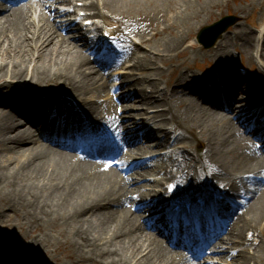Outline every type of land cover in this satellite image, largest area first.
Listing matches in <instances>:
<instances>
[{"label": "bare ground", "instance_id": "6f19581e", "mask_svg": "<svg viewBox=\"0 0 264 264\" xmlns=\"http://www.w3.org/2000/svg\"><path fill=\"white\" fill-rule=\"evenodd\" d=\"M23 1L19 0L15 9L0 11V92L3 93L0 95V151L7 153V157H0V208L11 210L20 218L24 216L21 226H35L32 231L38 233H34L33 243L39 244V249H63L65 258L58 264H190L188 255L173 250L149 230L160 219L156 216L161 212L157 204L164 201L156 198L157 204L138 211L158 193L148 190V184H140L141 180L134 174L145 177L157 165L147 168L150 163L141 160L137 163L139 169L126 176L107 161L90 158L94 154H108L100 150L102 145L106 146L105 142L96 149H87L86 155L80 157L42 141L49 138L59 147L73 149L50 138V129L59 125L66 129L69 118L65 109H76L77 115L94 128L92 135L100 136L103 132L114 135L119 148L109 154L126 171L124 166L139 151L150 150L147 152L152 154L153 147L163 146V142L155 143L151 139L169 126L168 132H162L165 138L171 140L169 134L173 131L177 145L186 143L179 151L184 157V166L178 170L182 173L187 169L192 174L186 173L181 179L178 171L171 170L165 179L174 182L176 192L186 196L202 194L210 184L228 187L231 198L226 203L236 201L237 208L245 206L248 211L247 215L235 213L233 220H225L221 226L233 221L239 230L241 245L253 247V252L230 256L229 249L237 246L230 236L222 241L226 249L223 257L230 258V264H264V157L258 149L260 142L251 138L252 131L245 123L247 118H256V110L264 112V79H252L234 67L222 73L216 70L203 88L198 82L190 85L188 82L194 80L182 73L175 84L166 82L168 87L161 94L165 110L149 114L150 105L158 109L162 106L144 91L149 86L159 87L157 81L163 77L162 71L157 69L153 74L156 81L148 85L145 77L138 76L136 62L119 77L126 80L114 91L110 80L115 76L108 69L115 65V54L111 55L109 64L102 56L93 58L96 47L86 38L71 35L70 30L74 28L70 19L60 23L55 20L57 15L63 17L66 12L48 7V3L54 5L68 0ZM86 1L89 10L96 9L93 17L116 21L119 26L114 35L121 34L124 40L133 42L121 54L136 55L141 46L147 49L141 61L143 69L162 68L159 65H165V57L177 53L183 62L171 72L174 75L179 68L180 71L190 69L185 66L188 55L187 48H183L185 31L227 0ZM169 12L173 13L170 18L165 14ZM161 23L166 26L160 28ZM168 28L178 29L175 33L178 35L166 34ZM246 32L237 33L236 39L250 43L253 39L249 40ZM134 37L140 38V44ZM260 40H264V28ZM225 47H229L228 43ZM263 47L257 46V51L264 63ZM227 50L217 53L222 56V68L226 65L230 68L236 62ZM21 80L24 90L15 85H21ZM110 93L119 98L104 106L102 98ZM244 99L247 102L236 105ZM244 105L248 107L236 111V107ZM131 108L146 117L134 118L137 114L128 113ZM48 113L51 122L44 137L38 128H20L18 115L36 127L48 121ZM124 118L129 122L121 120ZM154 120H160L163 125L154 126L157 128H153L154 133L148 130V124L142 126L145 121ZM257 123L264 125V119ZM129 124L140 127L127 132ZM68 125L72 134L87 133L78 122L70 120ZM142 128L146 129L143 137L132 135ZM172 155L169 151L155 158L158 168L175 166L177 161ZM153 182L161 184L157 179ZM220 210L224 212L223 207ZM3 216L0 210V218ZM170 238L172 246L186 247L195 234L187 228L183 235L180 228L177 236ZM218 252L215 248L208 254ZM38 256L41 258L38 264H47L40 253ZM0 264H14L12 254L5 248L0 249Z\"/></svg>", "mask_w": 264, "mask_h": 264}, {"label": "rangeland", "instance_id": "374dc122", "mask_svg": "<svg viewBox=\"0 0 264 264\" xmlns=\"http://www.w3.org/2000/svg\"><path fill=\"white\" fill-rule=\"evenodd\" d=\"M10 1L5 2V3L0 2V11L5 10V9L10 10V8L13 7L11 6ZM69 1L72 2L74 0H69ZM14 3H17V0H14ZM61 4L62 2L55 3L54 5L52 3H48V7H51L54 11L57 8H60L61 6H63ZM15 6L18 7L17 4ZM165 14H168L169 18L172 17L173 15L172 12L165 13ZM109 16L111 17L110 19L113 18V15L111 12L109 13ZM225 16H234L236 17L237 20L233 25H231L227 29V31L222 35V37L216 42V44L213 47L208 48V49L204 48L197 40V34H199L198 32L203 27L211 25L212 23L220 20L221 18ZM262 19H264V0H227V1H224L220 5L218 4V6L212 9L210 14L200 19L198 23H196L197 21H195L194 22L195 24L191 25V27L185 31V33L187 34V38L184 41L185 44L183 48H187V54H188L186 57L185 66H188V68L190 69L183 70L182 68L180 71V68H179L176 70V73L174 75H171V72L176 69V66H179L183 62L182 59H180V57L177 55V53H174L171 56L169 55L165 57V60H163L165 65H163L162 62H160L162 64L159 63L160 64L159 66H162V68H159L158 66H153V67L149 66L148 68L143 69L141 66V61H142V58L146 55L145 53L147 52V49L141 46L139 50L136 52V56L134 60H131L134 63L138 62L139 66L136 72L138 73L139 77L140 76L143 78L145 77L144 79L148 81L149 83H151V82L156 81L154 80L155 75L153 74L155 73L157 69L164 73L163 77L160 76L161 79L157 81L159 82L158 83L159 87L155 89V92H152L150 94L148 92L147 93L144 92V94L153 98L157 102L158 106L161 105L162 107H160V110L162 111V110H165V106H163V103H162V97H161L162 93L159 91H162L166 87H168L166 84V82L168 81L170 83L175 84L176 80L181 76L182 73L185 74L189 80H194V81L188 82L190 85L198 82L200 86H203V88H205L207 84H209V81H210L209 76L211 74L214 76L215 70H218L222 73L223 71H230L231 68L235 67V70L239 71L238 66L240 64H243L245 65V67L249 69V72H247L248 77H251L252 79H255V80H263L264 73L262 72L264 69L263 68L264 63L261 66V68H259L257 65L256 58H255L258 55L257 46H260V47L264 46V40H260V34L264 28L263 27L264 21ZM55 20H57V22L60 23L64 19H62L59 15H57ZM110 23L112 24L111 25L112 27L118 28L119 26V24H117L116 21L114 20H111ZM165 26L166 25L164 23H161L160 28H164ZM177 31L178 29L168 28L166 34L168 33L169 35H171L170 32H172L174 33L172 34V36L174 35L177 36L178 34H175L177 33ZM244 31L245 32L247 31L246 33L249 35V37L247 38H249V40L250 38L253 39L250 41V43H247V41H243L242 39L241 40L236 39V37L238 36L237 33L239 34L241 33L243 35ZM135 39L138 41V44H140L141 42L140 38L135 37ZM227 43L229 46L228 48L225 47ZM220 45H222L225 48L220 50L219 49ZM191 46H194V48H192ZM262 49H264V47ZM223 50L230 51L231 54L235 57L236 62L233 65H231L230 68L228 65L222 68L220 64L222 61L221 60L222 56L221 55L219 56L217 53L218 52L221 53ZM263 51L264 50H262V52ZM195 54L198 56L195 57ZM218 58L220 61H218ZM167 59H170V60L167 61ZM117 60L119 61V63H121L123 61V58L120 56V57H117ZM116 71L117 69L113 72H116ZM8 80H11V79L9 78ZM23 82L24 81L21 80L20 81V83H22L21 85H17V84L15 85L19 89L24 90ZM111 82H112L111 85H114V87H119V86H116V84L119 82L121 83L122 81L120 79L114 80V84H113V79H112ZM203 82L205 85L203 84ZM150 88L154 90V88L149 87V89ZM119 89L120 88H114V91H117ZM262 92L264 93L263 89H262ZM2 94L3 93L0 92V95ZM116 96L118 95H113L112 93H110L107 96H104L102 98V100L104 101V106H108L109 102H114ZM244 102H247V100L245 99L238 100L236 102V105L241 106ZM174 105L176 104L174 103ZM243 107H248V106L244 105L239 108L236 107L237 109L236 111H240ZM128 113L137 114L134 117L137 119L146 117L145 114L139 115L140 114L139 111L135 108L129 109ZM260 113H263V112L260 111ZM18 116H19V123H21L20 128L22 129L33 128L31 124L27 123V120L22 115H18ZM232 116L235 117L236 114H232ZM261 117H262V114H261ZM159 124L160 126L163 127L162 122H156V125H159ZM166 128H170V127L166 126ZM172 134L173 133L169 134L170 138H174ZM185 144L186 143H182L179 145L175 144L173 148L175 149V152L173 153L174 158L178 157L179 151ZM176 145L178 146V148L176 147ZM146 151L147 150H143V151H139L138 153L143 154V152L145 153ZM161 151H165V149L163 148L161 149ZM6 155H7L6 152L0 151V157L2 156L7 157ZM181 158L184 159V157H181ZM150 164L157 165L155 170L152 171V173L145 175V177L137 175L136 179L142 178L141 183L148 184L146 188L151 189V190L153 189L154 192L155 191L163 192L165 191V189H169L170 187L173 188L174 184L168 183L167 180L165 179V175H167L165 173L168 172L169 174L171 170H174V169L176 170V167L178 166L175 165V168L171 167V168H167V169L165 168V170L164 169L162 170L161 168H158L159 163L156 162L155 160L150 162ZM179 164H183L184 166L183 162ZM186 173L192 174V171L185 169V171L182 172L181 174L183 175ZM147 179H150V181H147ZM154 179H158L161 182V184L158 185L157 183L151 181ZM160 195H163V194H160ZM2 206L3 205L1 204V207ZM0 210L2 213H4L3 218H0V249L5 248L10 253H12L15 264H38V262L41 261V258H39L38 256L39 253L43 257L42 261H45L47 264H58L59 261L65 258L64 256L65 251L63 249L58 250L56 247L39 249L38 247L39 244L35 246V244L33 243L34 242L33 235L34 233H38V232L32 231V229L35 228L34 225L31 226L30 224V225H26V227L21 226V224H23L24 222V219H23L24 216H21L22 218H20L19 214H15L11 212V210H8V209H3V207L0 208ZM234 238H235V241L237 242V246L235 248L229 249L230 256L231 254L233 255V254H237L238 252H243V251L246 254H248L249 251L253 249V247L252 249H250L249 248L250 246H246V245L243 246L241 245L242 243L240 244V238L238 236V233H236ZM225 251L226 249L222 250V252H219L218 254H214L212 256H206L204 258H201L202 264H230L229 263L230 258L228 257L229 259H226L223 257L226 254ZM193 262L196 263L198 261H193Z\"/></svg>", "mask_w": 264, "mask_h": 264}, {"label": "water", "instance_id": "95a60500", "mask_svg": "<svg viewBox=\"0 0 264 264\" xmlns=\"http://www.w3.org/2000/svg\"><path fill=\"white\" fill-rule=\"evenodd\" d=\"M236 17L225 16L219 21L202 28L197 35V40L205 48H211L217 40L221 38L224 32L236 22Z\"/></svg>", "mask_w": 264, "mask_h": 264}]
</instances>
